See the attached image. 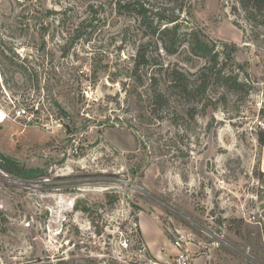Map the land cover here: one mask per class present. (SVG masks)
<instances>
[{"label": "rangeland", "instance_id": "rangeland-1", "mask_svg": "<svg viewBox=\"0 0 264 264\" xmlns=\"http://www.w3.org/2000/svg\"><path fill=\"white\" fill-rule=\"evenodd\" d=\"M120 1L0 0V101L33 115L0 124L18 168L0 167V264H166L157 227L207 264H264V27L239 0H186L181 31L214 48L168 53Z\"/></svg>", "mask_w": 264, "mask_h": 264}, {"label": "trees", "instance_id": "trees-1", "mask_svg": "<svg viewBox=\"0 0 264 264\" xmlns=\"http://www.w3.org/2000/svg\"><path fill=\"white\" fill-rule=\"evenodd\" d=\"M148 1L150 0H122L118 3V11L123 14H132L141 19V21L150 29L152 35H158L154 41L156 47L161 42L168 53H175L179 47L185 43H189L192 52L200 57H208L214 47H210L209 43L200 37L199 31L187 33L181 31V15L180 10L186 6V0H167L170 3H176V6L170 8L154 7ZM240 6L248 20L256 26L264 27V0H239ZM179 9V10H177ZM237 12L238 8L235 7ZM218 54H215L212 59L216 62ZM150 56L146 51V46L142 45L138 49L135 57L136 68L143 64H149ZM206 72L203 73L205 75ZM182 73L176 76L177 82L173 87H179L180 92L189 93L191 90L186 82H183ZM217 81H221L223 85L231 88H242L244 83L238 80L237 76L222 73V70L217 71L215 75ZM208 76L203 80H206ZM152 89V106L155 114H159L168 105L169 99L167 93L162 90L157 78L153 77L151 83ZM170 87H167L169 90ZM259 144L264 146V131H259L257 134ZM12 161L5 155L0 153V167L6 171L15 172L17 166L12 165ZM264 173V172H262Z\"/></svg>", "mask_w": 264, "mask_h": 264}, {"label": "crops", "instance_id": "crops-1", "mask_svg": "<svg viewBox=\"0 0 264 264\" xmlns=\"http://www.w3.org/2000/svg\"><path fill=\"white\" fill-rule=\"evenodd\" d=\"M261 168L262 171L264 172V146L262 149V156H261ZM143 234L145 235L146 232L145 230H142ZM156 233L158 234V238L162 239V246H164V248L167 249L169 255H170V260L166 263V264H178V253L180 252L181 249H179V246L175 245L172 243V241L165 235V233L157 227V229L155 230ZM155 234V232H154ZM147 239L148 236H147ZM147 244L149 245V247L151 248V252L153 253V256L157 259L160 260L162 259V255L164 254V252L162 251V248L159 246H155L151 243L150 240L147 241ZM170 245V246H169ZM169 247H171L170 249H168ZM189 249V248H188ZM187 253L189 254V256H191V254L189 253V251L187 250ZM173 257V258H172ZM192 258V264H207V258L204 256H197V257H191ZM157 264H161V263H157Z\"/></svg>", "mask_w": 264, "mask_h": 264}, {"label": "built area", "instance_id": "built-area-1", "mask_svg": "<svg viewBox=\"0 0 264 264\" xmlns=\"http://www.w3.org/2000/svg\"><path fill=\"white\" fill-rule=\"evenodd\" d=\"M260 103L261 105H264V96L262 97ZM30 116L33 115L29 113V110L25 106L13 105L12 108H7L0 101V124H4L10 121L11 119H18L22 117L30 118ZM177 243H178L177 245L180 246V243L179 242ZM177 260H178V264H192L191 256H189V254L184 251H180L178 253Z\"/></svg>", "mask_w": 264, "mask_h": 264}]
</instances>
